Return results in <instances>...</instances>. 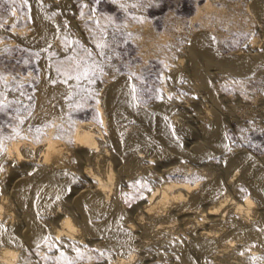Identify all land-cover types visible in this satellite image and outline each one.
Returning <instances> with one entry per match:
<instances>
[{"label": "bare ground", "instance_id": "1", "mask_svg": "<svg viewBox=\"0 0 264 264\" xmlns=\"http://www.w3.org/2000/svg\"><path fill=\"white\" fill-rule=\"evenodd\" d=\"M18 1L23 3V0ZM27 1L29 31L26 25V28L16 27L15 23L10 25V30H5L4 16L0 17V50L3 52L17 43L41 52L50 49L56 26L47 18L46 8L40 0ZM194 4L195 14L189 20L190 37L187 39L194 51L188 53L187 60L191 74L203 77L202 67L211 65L228 74L253 72L264 53V49L256 50L255 38L251 36L252 40L246 45L249 54L234 53L223 58L218 54L219 37L212 31L211 23H219L223 28L238 27L239 31L247 33L251 24L254 27L252 22L259 20L258 27L264 35V0H251L245 4L246 11L252 13L255 20L238 17L237 12L233 13L235 9L229 12L231 9L225 0H195ZM6 20L15 19L12 16ZM166 21L168 29L165 31L155 33L153 27L144 23L132 35L135 34L134 41L143 58L156 56L165 67L173 65L177 68L183 59H175L176 64L167 63L174 53L170 31L178 33L183 23L173 16L167 17ZM194 22L198 23L197 28ZM196 52L202 55L203 64ZM65 62H57L59 69L70 67ZM181 75L168 67L170 84L178 83ZM203 82L211 87L208 80ZM163 87L160 91L165 90ZM130 92L129 79H120L109 87L102 104H94L90 117L78 118L75 115L87 105L83 91L72 82L47 76L44 68H40L29 114L16 116L9 125L7 136L0 140V264H23L33 258L30 256L33 251L36 259L47 253L51 264H92L91 256L85 259L92 251L104 258L102 264H146L153 259L163 264H216V260L221 261L227 256L231 247L240 245V240L251 242L254 247L246 249L244 257L239 259L261 264L263 257L260 258L259 253H264V158L256 163L243 154L225 161L228 170L235 167L242 170L238 181L234 178L239 170L230 172L226 178L189 167L153 170L156 161H160L157 160L159 156L155 154L156 159L154 156L160 147H171L179 155L184 153L174 127L179 121L176 116L168 118L167 106L156 107L154 111L137 108ZM214 96L212 100L221 107ZM207 115L208 112L204 114ZM129 122L136 126H130ZM223 123L221 115L215 112L201 130L208 144L221 149L226 142ZM207 151L204 144L184 155L190 159L203 158ZM253 179L257 181L253 182ZM147 180L153 184L142 191L139 212H128L121 205L128 189L126 186ZM81 182L87 185L76 191L70 201V191L77 189ZM236 185H248L247 190L242 187L245 195L242 199L238 197L239 200L227 193ZM223 188L226 191H222ZM8 191L19 204V214L14 208L17 203L13 201L16 204L12 205L9 201ZM55 205L70 208L49 211ZM254 208L263 210V215L248 221ZM53 219L58 222L50 223ZM61 251L66 252L61 255L58 253ZM84 255V262L81 258L79 261L74 259ZM106 256H109L108 260Z\"/></svg>", "mask_w": 264, "mask_h": 264}, {"label": "rangeland", "instance_id": "2", "mask_svg": "<svg viewBox=\"0 0 264 264\" xmlns=\"http://www.w3.org/2000/svg\"><path fill=\"white\" fill-rule=\"evenodd\" d=\"M13 1L14 0H0V17L4 16V18H1L5 19V23L2 21L3 28H5V30H10V25L15 23L14 25L16 27H25L26 25V27H28L27 31H29V26H31V24L29 23L28 17V1L26 5L22 2V4H20L18 0ZM250 1L251 0H225L230 6H228V8L231 9L229 12L235 9L233 13L237 12L236 14H238V17L245 16L255 20L254 18L256 17L245 9V4ZM194 2L195 0H53V2L50 3L48 0H40L42 6L46 8L47 18L56 26L49 51L42 50L41 52L40 49H27L19 43L16 45L13 44L12 47L5 49L6 52L0 50V76L3 78L8 76V80L6 78L5 80H0V105L3 106V110L0 111V140H4L3 136H7L9 125L12 124L17 117L29 114V105L33 98L32 92L36 85H38L41 67L44 68L47 76L51 78L55 77L59 81L72 82L74 86H77L83 91V100L87 105L83 107L84 109H80L79 113L75 115L78 118L90 117L93 114L92 108L94 104H102L105 101L106 94L111 85L120 79H129V74L135 73L136 76H142L143 79L137 80L135 76L129 79L131 85H136L138 89L137 99L135 100L130 92L134 105L137 108L140 106L139 109L147 111H154L156 107L167 106L168 118L176 116L179 121L178 124H175L178 126L176 127L174 125V127L178 139L181 140L180 142L184 153L179 155V153L171 147H160V149H158L159 153H154L155 159L159 156L157 160L160 159V161H156L154 166L156 169L153 167L152 169L163 171L167 168L189 167L191 170H203L204 173H210V176L211 174L212 176L216 174L225 175V178L230 176L231 173H234V171L239 170L234 178V181H238L239 176L241 177L242 170L237 167L228 170L225 161L243 154H246L250 159L252 158V161L255 160L256 163L262 162L264 158V53L261 56V63L259 62V64L256 65L257 67L255 66L256 68L254 67V70L252 69L253 72L251 71L248 74H228L222 71L218 66L211 65L202 67L204 70H202L203 77L193 76L190 69H188L187 60L189 59L188 57L191 51L192 53L194 51L190 47L187 39L190 37L188 32L190 25L189 20L195 14ZM168 15L179 18L180 22L182 20L181 23H183L178 33L170 31L172 35L171 39L174 42V45H172V52L174 53L167 63L176 64L174 60L180 58L183 59V63H185L179 64V66H176L177 68L173 65L168 66L182 74L179 79L180 81L174 84H170L168 80V67H165L160 59L156 56H149L146 57V59L142 57L139 45L134 41L135 34L132 35L135 29L144 23L149 24L151 28L153 27L152 29L155 30V33L167 30L168 24L165 25V23H167L166 18L169 17ZM12 16L13 19H15L14 21L6 20H9ZM213 23L215 24V22ZM213 23H211V29L214 34L219 37L220 42L218 41L217 51L221 57H230L234 55V53L249 54L250 51L247 50L246 45L252 40L251 36L255 38L256 41L255 47L257 49H255H264V35L260 27H258L259 20L252 22L254 27L251 26V24L247 33L239 31L238 27L230 29L228 26H225L226 28H223V25L217 22L215 25ZM194 26L197 28L198 23L194 22ZM3 35H5V33ZM99 43H104L107 47L102 50L97 47ZM101 51L104 52V55H100ZM87 53H91V57H89ZM196 55L197 58L200 59V62L203 61L202 55L198 52H196ZM68 60L71 63L68 62ZM78 60L87 61L89 65H96L93 69L95 71V76L92 77L91 83L84 79L80 81L68 79L64 74V69H61L59 72L57 71L60 62L66 61L65 63H69L70 67H72ZM200 64H203V62ZM56 72L59 73V75ZM55 75H57V77ZM204 79L208 80V84L211 86L210 88L204 84ZM16 80H21V82H17ZM162 85H164L165 88ZM162 87L165 90L160 91ZM211 94V97L214 95V97L217 96L216 99L218 104L222 105L221 107H218L214 100H212L210 97ZM210 98L211 100H209ZM183 106L185 109L182 108ZM180 108H182V111ZM217 110L219 112H217ZM206 112H208L210 116H204ZM215 112L221 115L224 122L223 133L226 141L224 149L208 144L207 141H205V136L201 133V130L207 125ZM125 124L124 122V125ZM128 124L130 126H136V123L132 124L129 122ZM186 127H189L187 128V132ZM136 128L138 129V127ZM176 128L180 129L177 130ZM182 129L185 130L182 132ZM188 129L191 134L188 133ZM204 144L207 146L208 150L205 157L190 159L184 155L186 153H192L195 147ZM145 152H147V154L150 153L147 150H145ZM164 154L166 155L163 157ZM256 181V179H253V182ZM152 184V181L147 180L146 183L135 181L127 185L126 187H128V189L125 187L127 190L125 191L124 202L123 204L121 203L122 207L124 206L123 208L127 209L130 213L131 211L133 214L138 213L141 207L140 197L148 190V187H152ZM86 185L87 183L81 182L78 187L79 189L71 190L69 195L70 201L76 195V191L83 189ZM242 187L247 190L248 185L247 187ZM242 187L236 185L234 188L230 189L231 191L228 189L227 191L230 192L227 193L237 198L236 200H239L238 197L242 199L243 195H245V191ZM223 189L222 191H226V188ZM8 194L9 196L13 195L10 194V192ZM9 196L10 202L13 203L14 201L17 203H13L12 205L16 204V207L14 206L15 212L18 210L16 214H19L20 207H18L19 204L16 198L14 196ZM66 207L65 205H55L49 208V211L53 212L51 209L69 210L70 206ZM257 210L256 208L252 209L248 221H254L262 217L261 215H263L264 211ZM55 219H53V222L50 221L52 220L50 219V223L56 224L58 219ZM245 242V240H240L238 242L240 245L231 247L227 256L221 261L216 260V264H226L225 262L229 264L233 261L236 264H254L251 260L243 259V261L239 259L240 257H244L247 251L246 249L254 247L251 242ZM250 243L252 245H250ZM65 252L66 251H61L58 253ZM88 254L86 257L84 255L78 259L76 257L74 259L79 261L81 258L80 261L84 262V257L86 259L87 256H91L92 264H102L104 262V258L96 253V251H92ZM30 256L34 259L30 258L28 262L26 261L23 264H51L49 257H47V253L36 259L34 257L35 252L33 251L30 252ZM259 256L260 258L263 257L261 259V264H264V253L261 255L259 253ZM108 257L109 256H106L105 259L108 260ZM146 264H163V262L153 259Z\"/></svg>", "mask_w": 264, "mask_h": 264}, {"label": "snow or ice", "instance_id": "3", "mask_svg": "<svg viewBox=\"0 0 264 264\" xmlns=\"http://www.w3.org/2000/svg\"><path fill=\"white\" fill-rule=\"evenodd\" d=\"M23 3L26 5L27 0H23ZM97 47L103 50L105 47H107V45L104 43H99V44H97ZM87 55L89 57H91L92 54L87 53ZM100 55H104V52L101 51ZM94 67H96L95 64L89 65L87 63V61L78 60L75 62V64L72 67L64 69V74L67 76L68 79H75L77 81L84 79V80H88L91 83L92 77L95 76V71L93 70ZM57 71L59 72V71H61V69L58 68ZM101 71H102V69H101ZM73 73H74V75H73ZM134 76L137 80L143 79L142 76H136L135 73H130L129 79H131ZM3 79L4 78L2 76H0V80H3ZM137 93H138V89H137L136 85H131V94H132V97L134 100L137 99ZM2 110H3V106L0 105V111H2ZM20 123H23V121L21 120ZM37 131H39V130H37ZM61 255H63V253H61ZM69 264H71V262H69Z\"/></svg>", "mask_w": 264, "mask_h": 264}]
</instances>
